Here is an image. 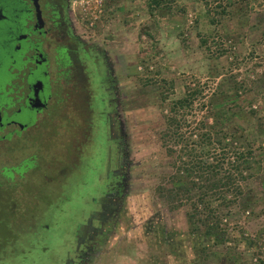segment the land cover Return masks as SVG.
<instances>
[{
  "label": "rangeland",
  "instance_id": "rangeland-1",
  "mask_svg": "<svg viewBox=\"0 0 264 264\" xmlns=\"http://www.w3.org/2000/svg\"><path fill=\"white\" fill-rule=\"evenodd\" d=\"M148 3L71 0L77 31L99 46L111 64L103 62L101 69L111 73L107 85L112 87V106L119 114L129 154L120 221L104 240L98 264H264V0H216L221 6L209 13L203 0H176L154 14L149 13ZM221 7L225 12L218 13ZM212 16L215 21H210ZM70 74L60 72L64 79ZM95 76L98 82L99 71ZM197 85L200 93L178 113L179 132L187 141L178 137L164 141L159 133L166 126L163 113H169L174 100ZM212 107L223 108L221 116H231L223 118L220 134L241 131L240 124L254 152L253 162L239 179L242 193L222 221L225 241L239 236L245 240L237 245H211L205 236L198 240L199 233H191L187 218L190 205L186 202L195 197L182 198L184 204L175 207L162 189L171 177L184 173L180 168L196 165L193 173H197V161L204 165L210 161L203 148L193 157L181 153L188 143L194 146L191 133L208 131L197 125ZM84 110V114L77 112L70 102L63 109L66 118L55 119L62 121L64 129L49 127L48 134H53L40 144L19 148L13 142H1L0 254L5 256L0 264H50L49 258L63 249L62 240L72 234L84 209L93 204L85 197L103 189L99 174L106 154L102 115L96 142L83 145L78 166L68 162L69 140L76 136L72 123L83 117L88 126L91 113L87 107ZM53 114H58L55 107ZM43 133L36 130L34 135L39 138ZM205 149L212 150L210 145ZM221 152L218 147L215 154L219 157ZM30 154L35 159L27 175L5 176L2 167ZM231 167L225 159L222 170ZM25 208L27 216L33 218L36 212L51 224L33 235L25 231L36 243L21 251L17 248L25 235L16 222L24 219ZM10 239L12 251L3 247ZM199 242L200 252L196 250ZM16 253L19 259L13 256Z\"/></svg>",
  "mask_w": 264,
  "mask_h": 264
},
{
  "label": "flooded vegetation",
  "instance_id": "flooded-vegetation-1",
  "mask_svg": "<svg viewBox=\"0 0 264 264\" xmlns=\"http://www.w3.org/2000/svg\"><path fill=\"white\" fill-rule=\"evenodd\" d=\"M102 55L99 46L77 31L71 0H0V144L13 142L21 148L50 139L53 133L48 134V128L63 127L55 119L66 118L63 109L71 102L77 112L84 114L87 107L91 113L88 126L83 117L71 126L76 136L69 140L72 154L68 162L76 167L83 145L96 142L101 115L104 123L106 154L99 172L103 189L85 197L93 204L84 209L72 234L62 240L63 249L49 258L50 264H98L104 240L120 221L129 154L119 114L112 106V87L107 85L111 73L101 69L103 62L111 64ZM69 71L71 78L60 76ZM97 71L100 79L95 82ZM36 130L45 133L38 138ZM34 157L25 156L2 171L15 166L14 172L27 175ZM23 163L25 168L19 171ZM23 213L25 219V210ZM32 216L31 225L48 228L51 224L36 212ZM14 257L21 256L16 253Z\"/></svg>",
  "mask_w": 264,
  "mask_h": 264
},
{
  "label": "trees",
  "instance_id": "trees-1",
  "mask_svg": "<svg viewBox=\"0 0 264 264\" xmlns=\"http://www.w3.org/2000/svg\"><path fill=\"white\" fill-rule=\"evenodd\" d=\"M175 1L176 0H149V13L152 14L154 11L162 8H170L171 4ZM215 1L216 0H203L208 13L212 8L215 9L221 6L216 4ZM214 3L216 5L213 7ZM222 12H225L224 7H221L218 11V13ZM210 21H215L214 16L210 18ZM200 91L201 88L199 85L191 88L189 94L185 93L182 97L174 100L170 106L169 113H163L166 126L164 130L161 132L159 131V133L160 137L162 136L164 138V141H168L175 137L187 141L186 137L179 132L180 124L178 121V113L180 108H184L187 104L191 105L193 98L197 96ZM162 98L165 99V96H162ZM214 108L216 109V107H212L209 110V115L207 114L202 119H199L197 125L199 128L207 127L208 131L194 132V134L191 133L189 138H191V142L194 143V146L190 147L188 143L182 148L181 153H184L185 156L193 157V152H198V150L201 151L203 148V152L210 154V161H205V165L203 161H197V173H193V168H196V165L180 168L183 169L184 173L180 176L171 177L165 188L163 187L162 189L170 201L176 202L174 205L175 207L184 204L181 202L182 198L191 200L192 197H195V200L186 202L190 205V209L187 211V218L189 220L191 233H199L198 240L200 236H205L208 237L211 245H218L219 243L228 244L231 242L237 245V243H241L245 240L239 236L235 238L230 237L225 241L226 227L222 226V221L230 214V209L237 203V197L242 193L239 179L244 177L242 176V171L244 169H249L253 162L254 152L251 143L247 142V134L243 130V126L240 124L237 125L241 131L233 129L231 131L226 130L223 134H220L222 130L218 128L223 123V118L225 116H221L223 108L218 107V111L214 110ZM234 116L239 120L238 116ZM211 117L212 121L208 122ZM225 119L229 120L231 119V116H226ZM193 135L198 138H194ZM207 145L211 146V151L205 149ZM218 147L222 149L219 157L215 154ZM173 153L174 150H171L170 154ZM181 157L182 156H180V158ZM225 159L232 164V167L223 171V162ZM25 165L26 164L23 163V169L25 168ZM15 169L17 170L15 166L6 167L4 170L5 176L11 178L9 177L10 174L13 177ZM177 177L179 178L177 179ZM24 210L25 213L29 211L28 208H25ZM28 219L31 220V216H27L26 214L25 219L22 222H19L20 224H17L18 222H16L17 226H20V229L22 230L21 235H25L26 232L33 235L39 231V229L43 228L39 224L36 226L31 225L30 223L24 225ZM11 240L13 239L4 242L3 247L6 250H14L12 249L14 245L10 244ZM33 242L36 243L35 241H32L31 236H22L21 243L17 249L24 251L33 245ZM201 245L202 244L200 243V246L196 247L198 252L201 251ZM3 256H5V254H0V260H3Z\"/></svg>",
  "mask_w": 264,
  "mask_h": 264
}]
</instances>
